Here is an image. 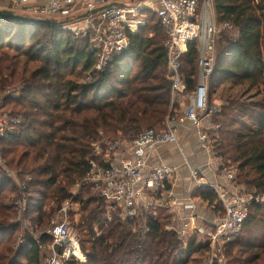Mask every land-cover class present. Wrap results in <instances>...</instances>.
Instances as JSON below:
<instances>
[{
	"label": "trees",
	"instance_id": "trees-1",
	"mask_svg": "<svg viewBox=\"0 0 264 264\" xmlns=\"http://www.w3.org/2000/svg\"><path fill=\"white\" fill-rule=\"evenodd\" d=\"M214 8L220 21L234 24L239 37L218 39L208 103L214 107L219 93L224 104L212 115L218 125L209 130L212 150L225 160V169L236 170L237 182L264 196V0H214ZM149 19L131 34L129 48L116 54L105 71H97L90 38H75L65 28L69 22L0 16V93L19 88L43 111L42 118L25 116L0 140L5 164L27 187L22 218L35 230L51 225L55 206L73 197L69 187L90 172L96 157L86 148L89 143L103 136L130 142L146 129H162L175 116L166 34L156 15ZM198 58L196 45L182 57L188 89L196 87ZM30 63L39 65L26 74ZM82 186L74 197L79 208L71 216L79 214L86 260L71 258L67 264H208V241L197 233L183 239L167 229L172 222L168 209L124 218L91 183ZM17 193L18 184L0 165V264H11L19 250V211L9 197ZM195 195L216 204L210 186H199ZM213 209L218 213L217 206ZM28 240V264H45L40 244L47 248L51 236ZM224 256L225 264H264V201L251 205L242 232L225 244Z\"/></svg>",
	"mask_w": 264,
	"mask_h": 264
},
{
	"label": "built area",
	"instance_id": "built-area-1",
	"mask_svg": "<svg viewBox=\"0 0 264 264\" xmlns=\"http://www.w3.org/2000/svg\"><path fill=\"white\" fill-rule=\"evenodd\" d=\"M77 1L7 0L6 9L42 18H56ZM116 1L89 2L87 13L100 7L105 8L97 14H89L69 22L65 28L75 38H90L91 50L97 55L95 70L105 71L116 54L129 48L131 34L137 33L146 25L150 15H156L166 34L167 72L172 82L171 102L173 106L178 105L176 113L181 104L186 108L180 116L175 114L169 119L164 128L146 129L130 142L123 139L110 140L103 136L86 146L96 157V160L91 161L90 172L70 188L73 197L55 206V217L50 229L32 234L38 238L46 233L52 238L47 248L40 244L43 250L49 251L46 264H67L71 258L82 262L86 260L80 240L74 235L69 220V215L79 206L74 197L81 192L85 182L91 183L94 190L111 206L120 208L124 218H134L145 213L156 214L160 208L179 210L182 207L193 212L195 202L177 197L173 188L168 187L175 169L166 164H154L152 160L159 146L178 142V129L187 119L198 126L200 139L208 148H212L209 130L218 128V125H213L207 129L201 121L203 117H211L217 110L215 106L210 108L208 103L210 77L215 68L219 37L228 34L234 41L239 37L234 24L230 20H219L214 0H131L128 3L113 4ZM110 4L113 5L109 6ZM191 45H196L199 50L198 73L196 87L188 89L182 72V57ZM25 116L28 115L0 112V140L7 137ZM123 150H127L130 156L122 157ZM220 160L224 164L222 157ZM0 165L4 166L7 175L18 184L15 204L22 216L28 204L27 187L13 170L5 166L1 150ZM191 175L198 186H210L217 194L213 208L217 206L219 211L214 221L206 225L203 234L212 251L208 264H221L222 259L218 254L222 253V247L239 235L250 216L251 205L264 201V196L237 182L235 169H227L226 182L221 184H207L197 168H191ZM19 221L23 223L22 218ZM167 229L176 231L181 238L186 239L199 228L196 216L192 213L187 217H178V221L167 226ZM23 241L19 240L17 248L25 243ZM25 245L28 251L31 245L29 242Z\"/></svg>",
	"mask_w": 264,
	"mask_h": 264
},
{
	"label": "crops",
	"instance_id": "crops-1",
	"mask_svg": "<svg viewBox=\"0 0 264 264\" xmlns=\"http://www.w3.org/2000/svg\"><path fill=\"white\" fill-rule=\"evenodd\" d=\"M35 2H46L48 0H34ZM95 0H78L75 4L69 7L63 14H65L67 20L69 18H80V16L87 13L86 8L89 2ZM116 2L123 4L122 1ZM128 3V2H126ZM7 0H0V10L6 9ZM99 11V10H98ZM98 11L95 13L97 14ZM58 18V17H57ZM66 20V21H67ZM221 91V89L219 90ZM221 95H214V104L217 110L224 104ZM186 106L181 104L178 112L183 114ZM38 109V108H37ZM216 110V111H217ZM211 117H203L202 125L209 129L213 125ZM198 126L191 120H185L178 129V142L158 147L155 156L152 160L154 164H166L172 166L175 169L174 176L168 187L173 188L175 195L181 199H191L195 202V210L190 212L184 210L182 207L179 210H169L172 216V222H177L178 217H187L192 215L196 216V224L198 231L203 234V230L207 224L213 222L217 216V212L213 209L209 202L203 196H196L195 192L199 187L191 175V168H197L200 171L201 177H203L207 184H216L226 182L224 164L220 158L215 155L213 148H208L202 143L198 134ZM122 157H128L130 154L127 150L121 152ZM25 260L27 259V251L25 252Z\"/></svg>",
	"mask_w": 264,
	"mask_h": 264
},
{
	"label": "rangeland",
	"instance_id": "rangeland-1",
	"mask_svg": "<svg viewBox=\"0 0 264 264\" xmlns=\"http://www.w3.org/2000/svg\"><path fill=\"white\" fill-rule=\"evenodd\" d=\"M120 1H122L123 3L131 2V0H120ZM65 16H66L65 14H61V15L57 16L58 18L56 17V19L64 23L67 20V18ZM68 22H66V24ZM150 22H151V20H150ZM38 65H39V63H30V64H28L26 66V74L31 72V71H33ZM0 107H1L0 112L22 113L24 115H28V116L36 117V118H42L43 117L42 109L38 108L37 105L33 101L29 100L26 96H24L20 92L19 88H14V89L9 90L7 92L0 93ZM176 114H179V112H177ZM177 116H179V115H177ZM167 122H168V120H167ZM167 122H166V124H167ZM164 127H165V125H164ZM223 161L225 162L224 159H223ZM1 166H3V165H1ZM5 166L8 168V166L6 164H5ZM3 168H4V166H3ZM4 170H5V168H4ZM69 188H72V186H70ZM17 195H18V193L16 195L15 194L14 195H10L9 197L14 202L16 200ZM115 207H117V206H114V205H112V206L110 205L109 206L110 209L111 208L115 209ZM77 208H79V206ZM20 216L21 215L19 214L18 220L20 218H22V216L21 217ZM54 217H55V210H54V213L52 215V223H53ZM79 219H80L79 214L76 215L75 217H73V219H72L71 214L69 215L70 225H71V227L73 229V233L78 238L81 235L79 229L77 228V224L79 222ZM22 220H23V223H21V226L19 228V236H18V243L17 244H19V240L20 239L24 240L25 243L26 242L28 243L29 242L28 238L31 237V235L33 233H34V235H36V233H40L42 231H48V229H50V227L52 225V223H51L50 226H45L41 230H35V227L33 225H31L29 222L25 221L24 218H22ZM172 223L173 222H171V224ZM169 225H170V223L167 226H169ZM203 228H204V230H206L207 226H205ZM96 230H98V232H100V230L98 228H96ZM195 233H197L199 235V239H201V240H205L206 239L207 240L205 235L202 234L201 232H199L198 229L194 230L190 234H195ZM25 243L19 248V250L17 252V255L14 256L11 264H28L27 259L25 260V258H23V256L26 257L25 256V252L27 250L26 247H25L26 246ZM222 253L218 254V255L222 259L221 264H225L226 263V259H225V256H224V247H222ZM211 254H212V251H211V248L209 247L207 258H206L207 259L206 262H208V259L211 256ZM43 255H44V262L46 264V257L49 255V251L48 250H45V251L43 250Z\"/></svg>",
	"mask_w": 264,
	"mask_h": 264
},
{
	"label": "water",
	"instance_id": "water-1",
	"mask_svg": "<svg viewBox=\"0 0 264 264\" xmlns=\"http://www.w3.org/2000/svg\"><path fill=\"white\" fill-rule=\"evenodd\" d=\"M113 4H118V2H114ZM110 4L109 6L113 5ZM104 7H100L97 10H93L92 12H88L80 18L86 17L89 14H95L98 10H102ZM0 16L9 20H29V21H38V22H44V23H58L59 21L56 18H42V19H35V18H30L28 16H24L22 14L17 13L15 10L11 9H2L0 10ZM63 23V22H62Z\"/></svg>",
	"mask_w": 264,
	"mask_h": 264
}]
</instances>
